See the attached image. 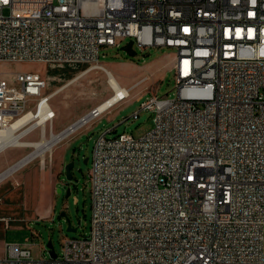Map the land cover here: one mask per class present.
Wrapping results in <instances>:
<instances>
[{
  "label": "built area",
  "instance_id": "obj_1",
  "mask_svg": "<svg viewBox=\"0 0 264 264\" xmlns=\"http://www.w3.org/2000/svg\"><path fill=\"white\" fill-rule=\"evenodd\" d=\"M127 38L176 52L177 97L142 102L133 117L149 112L153 127L140 137L97 139L88 236L55 259L6 244L0 264H264V0H0V68L97 66ZM47 90L39 71L0 73V131L25 111L23 129L52 126L55 111L27 106Z\"/></svg>",
  "mask_w": 264,
  "mask_h": 264
},
{
  "label": "rangeland",
  "instance_id": "obj_2",
  "mask_svg": "<svg viewBox=\"0 0 264 264\" xmlns=\"http://www.w3.org/2000/svg\"><path fill=\"white\" fill-rule=\"evenodd\" d=\"M100 62L97 66L101 68L89 65L54 67L32 63L0 68V73L8 75L19 71H39L44 75L48 82L47 92L53 94L51 103L56 113L52 126L45 128L47 137L64 130L113 94L102 67L112 72L122 86L131 89V96L126 101L59 142L43 160L36 158L0 183V219L4 218L5 221H0V258L5 253L2 244L23 245L29 240L34 258L50 259L47 248L49 240L55 252L61 255L66 238L88 236L92 213L89 170L97 139L109 129H114L113 133L108 134L109 138L123 133L140 137L153 127V121L148 120L149 112L142 111L137 119L133 117L140 110L142 102L151 93L160 98L177 97L174 71L177 54L174 50L156 47L141 49L127 38L118 47L102 50ZM145 78L148 79L144 83L136 85ZM40 136L41 128H37L29 131L23 141H40ZM32 151V148L18 147L4 151L0 154L2 172ZM86 159H89L88 164H84ZM70 162H74L71 181L65 174V166ZM61 212L66 213V218L60 217ZM67 219L73 228H78L76 233L67 231ZM7 220L15 223L10 221L8 225Z\"/></svg>",
  "mask_w": 264,
  "mask_h": 264
},
{
  "label": "bare ground",
  "instance_id": "obj_3",
  "mask_svg": "<svg viewBox=\"0 0 264 264\" xmlns=\"http://www.w3.org/2000/svg\"><path fill=\"white\" fill-rule=\"evenodd\" d=\"M95 68L101 67L96 66ZM104 71L108 76V85L113 91V94L95 108L102 115L115 107V102L117 101L118 96L125 94V91L128 90L121 85L120 81L112 72L108 71L105 68ZM27 106L34 109H40V113H49V111H54L51 105V99H45V106H41V101L39 99H27ZM31 120H34V111H25L23 117L15 121L10 128L0 131V150L4 149L7 146H20L33 149L32 153L25 156L13 166L9 167L2 174H0V181L11 176L24 166L32 163L38 157H41V159L43 160L48 152L51 153L54 147L62 140L69 138V135L71 133L70 129H66L47 137L45 131L47 124H44V118L37 119V122H35L32 126L27 129H23V126ZM37 127L41 128L40 141H23V138L28 134V132Z\"/></svg>",
  "mask_w": 264,
  "mask_h": 264
},
{
  "label": "water",
  "instance_id": "obj_4",
  "mask_svg": "<svg viewBox=\"0 0 264 264\" xmlns=\"http://www.w3.org/2000/svg\"><path fill=\"white\" fill-rule=\"evenodd\" d=\"M153 117V115H150L149 119L148 120H151ZM88 161L89 159H86L84 161V164H88ZM74 168V162H70L69 164H67L65 166V174H66V177L69 181H71L73 179V175H72V170ZM59 193H62L61 190L58 191ZM69 195V193L67 194V196ZM60 217L61 218H66V213L65 212H61L60 214ZM67 222H68V228H67V231L68 232H72V233H76L78 231V228H73L72 227V223L69 219H67ZM47 248L49 249V255H50V258H53L55 259L57 257V253L55 252L54 250V246L52 244V241L49 240L48 243H47Z\"/></svg>",
  "mask_w": 264,
  "mask_h": 264
},
{
  "label": "crops",
  "instance_id": "obj_5",
  "mask_svg": "<svg viewBox=\"0 0 264 264\" xmlns=\"http://www.w3.org/2000/svg\"><path fill=\"white\" fill-rule=\"evenodd\" d=\"M123 87H124V86H123ZM112 92H113V91H112ZM51 100H52V99H51ZM51 105H52V103H51ZM52 107H53V105H52ZM23 139H24V138H23ZM38 141H39V140H38ZM16 147H18V148H28V147H20V146H7V147H5L4 149L0 150V154H2L4 151H6V150L9 149V148H16ZM24 157H25V156H24ZM24 157H23V158H24ZM21 159H22V158H21ZM21 159H20V160H21ZM18 161H19V160H18ZM18 161H17V162H18ZM17 162H16V163H17ZM14 164H15V163H14ZM14 164H13V165H14ZM13 165H12V166H13ZM26 166H27V165H26ZM10 167H11V166H10ZM24 167H25V166H24ZM21 169H22V168H21ZM21 169H20V170H21ZM6 170H7V169H6ZM6 170H5V171H6ZM18 171H19V170H18ZM18 171H17V172H18ZM3 172H4V171H3ZM3 172H2V169L0 168V174H2ZM17 172H15L14 174H16ZM14 174H12L11 176H13ZM11 176H9V177H7V178H10ZM7 178L1 180L0 183H2L3 181H5ZM9 217H12V216H9ZM5 220H6V219H5ZM0 221H1V222H2V221L5 222V221H4V218H1ZM10 221H12V220H7V221H6L8 225H9ZM13 222L15 223V221H12V223H13ZM0 225H1V224H0ZM21 227H22V226H20V228H21ZM7 229H10V228H7ZM4 230H6V229H2V231H4ZM0 239H1V237H0ZM3 245L6 246V244H2V245H1V248H2ZM1 250H3V249H1Z\"/></svg>",
  "mask_w": 264,
  "mask_h": 264
}]
</instances>
